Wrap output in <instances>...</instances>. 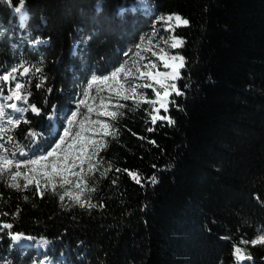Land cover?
<instances>
[{
  "label": "trees",
  "instance_id": "trees-1",
  "mask_svg": "<svg viewBox=\"0 0 264 264\" xmlns=\"http://www.w3.org/2000/svg\"><path fill=\"white\" fill-rule=\"evenodd\" d=\"M26 11L22 22L0 0V75L21 62L33 67L19 79L44 109L7 133L14 143H27L32 127L47 137L42 149L53 144L49 133L60 131L90 75L109 72L143 35L162 30L154 21L164 14L190 22L172 31L183 40L173 49L185 58L174 81L183 94L173 93L175 103L159 113L174 124H152L149 103L121 108L113 121L119 134L106 137L100 153L99 171L107 162L112 168L94 173L95 191L87 193L95 207L60 201L43 186V197L34 185L10 188L0 177V264L39 260L35 242L17 244L14 232L49 240L57 264H264V245L239 244L264 230V0H147L144 7L138 0H27ZM38 37L43 43L33 45ZM10 86L0 81L4 95ZM52 105L54 131L46 116ZM0 143L15 151L6 138ZM117 168L138 173L141 183ZM233 245L251 259L237 261Z\"/></svg>",
  "mask_w": 264,
  "mask_h": 264
},
{
  "label": "snow or ice",
  "instance_id": "snow-or-ice-1",
  "mask_svg": "<svg viewBox=\"0 0 264 264\" xmlns=\"http://www.w3.org/2000/svg\"><path fill=\"white\" fill-rule=\"evenodd\" d=\"M13 5V10L20 17L23 22L27 18V0H8ZM139 4H146L147 0H138ZM136 4L131 6V10H136ZM156 22H162L165 31H174L180 26H187L190 22L188 19L182 17L177 13H169L158 16ZM155 36V32L153 33ZM146 38L141 37V41ZM149 47L144 49L151 52L152 56L157 57L162 62V65L168 71L161 72L158 70V65L149 60L147 57L140 56L139 52L135 55L139 56L140 60L146 61L143 66L138 61H132L129 66V61L125 60L118 66L114 67L111 72L107 74H96L88 80L82 96L84 98L76 101V108L72 110L70 114H66V123L61 133L57 128L53 133H49L52 139H55L54 144L47 145L46 148H41L40 141L46 140L44 132H37L34 128L29 127L25 134L27 143L20 144L14 143V135H7L9 132H13L21 124H30L27 119L26 113L31 112L36 116L44 115V109L38 107L37 103L30 102L32 93L27 87L28 80L24 82L20 81V77H28L33 72V67H25L26 62H21L17 67H13L10 72H6L4 75H0V81L9 83L11 86L8 88V94L4 95V90L0 88V97L3 98L5 103H0V141H4L6 138L7 144H13L15 151L6 147L5 143H0V177H5L8 181V187L26 190L29 186L35 185L36 193L43 197L44 191L41 190V179L43 180V188L50 190L53 194H58L60 201H64L65 198L69 199L73 204L80 207H95L89 201L87 193L95 191L93 174L99 171L100 165L104 163L103 157L100 153L107 146V141L104 139L93 140L88 139L86 142L81 136L80 131H75L73 125L79 124L83 130L86 121L84 119H78L81 116L80 109L82 106L87 108V112L94 111L92 106L86 104V99L89 97L90 91L93 86L106 85L109 81H112L117 85L115 89L109 87V92L115 90V95L123 100L132 99L135 103H149L154 105L151 109L150 116L152 124H156L157 120H166L169 124H174L175 121L167 115L161 116L160 110L168 111V105L175 103L170 97L175 95H182V91L177 88L174 81L180 78V70L185 67V58L180 55H169L164 48H159L158 51L152 50V37H148ZM160 40L172 49L179 48L183 45V40L176 36H170L168 38L160 37ZM43 43L38 37L33 41V45ZM142 44L135 45L136 49H141ZM131 51V50H130ZM126 57L128 52L124 54ZM171 61V62H170ZM23 69L22 71L20 69ZM152 69H156L155 72ZM36 73L41 72L40 68H35ZM139 79H147L159 85V88H155L153 83H144L137 85L134 81ZM169 81H172L169 83ZM14 82V84H13ZM125 83H128V87L125 88ZM43 84V78L41 83L36 84V88H41ZM152 88L155 93V100H149L144 97L142 93L138 91L139 88ZM187 87V85H184ZM97 92H101L104 89L97 87ZM53 89L49 88L48 92H52ZM95 99V97H93ZM47 98H45V104ZM159 105L155 107V105ZM100 106L102 109H108L112 107L111 97L108 101L100 98ZM117 108L124 107V105H116ZM6 109H11V113ZM57 105H52V111L48 113L47 119L52 121L55 119ZM152 113H155L154 115ZM109 117L111 120L116 121L123 113L118 111L104 110L98 113ZM92 125H98L102 130L103 137H117L119 134L118 129L109 124L107 121H87ZM52 127V125H48ZM152 132V128L147 129ZM135 135V134H134ZM58 137V139H57ZM70 141V143H69ZM155 143L154 141H150ZM17 154L20 157H26L18 159ZM107 168L103 171H99L100 176H105L107 172L112 168L111 162H107ZM155 167V165L153 166ZM115 171L127 172L133 177L137 183H141V177L138 173L129 172L127 169H115ZM21 179L24 181L20 183ZM150 182L155 184L158 182L156 175L149 178ZM113 183H116L114 180ZM63 190V191H60ZM28 199L27 196L24 197ZM7 215V213H5ZM4 228H11L12 224H3ZM23 237L22 233L12 234L13 241H20ZM30 239V238H29ZM47 243V241H44ZM239 244L248 245H264V230L261 234L252 240H241ZM234 255L237 261H243L251 259L250 255H245L244 249L239 245H233Z\"/></svg>",
  "mask_w": 264,
  "mask_h": 264
},
{
  "label": "rangeland",
  "instance_id": "rangeland-1",
  "mask_svg": "<svg viewBox=\"0 0 264 264\" xmlns=\"http://www.w3.org/2000/svg\"><path fill=\"white\" fill-rule=\"evenodd\" d=\"M146 4H147V2H146ZM146 4H144V5L139 4V5L141 7H144V6H146ZM132 5H133V3L131 4V6ZM162 27H163L162 30H159L156 27V28L152 29L150 32H148L145 35H143L142 37H145L146 39L144 41H141V38H140V40L136 43V44H138V43L142 44L141 49H136L135 48L136 44L133 45L132 47H130L126 51V52L129 53V55L127 57L124 55L123 60L121 62H124L125 60H128L129 61V66H131V62L132 61H138L139 64L141 66H143V64L146 61L140 60L139 56L135 55L136 52H139L140 56L147 57L149 60L154 61L158 65V70L159 71H161V72L168 71V69H165L163 67L162 62L160 60H158L157 57L152 56L151 52L144 50V49L149 47V42H148L147 38L148 37H152V45H151V47H152L153 51H158L159 48H164L165 51L169 53V55H180L179 53L173 51L172 48L168 47L167 45H165L160 40V37L168 38V37L173 36V35L176 36L177 38H180V37L175 35V34H173L172 31H165L163 23H162ZM154 32H155V36H153ZM111 71H112V69L109 72H111ZM152 71L155 72L156 69H152ZM109 72H107V73H109ZM107 73H105V74H107ZM96 74L100 75L99 73H96ZM92 75H93V73L90 75V77ZM90 77L88 78V80L90 79ZM88 80L82 85L80 92L76 96V99L73 101L74 108H72L71 111L75 110L76 101L84 98L82 96V93H83L85 87L87 86ZM171 82L172 81H169V83H171ZM134 83L137 84V85H142L144 83H153L154 84L153 81L147 80V79H139V80L134 81ZM124 86H125V88H127L129 85H128V83H125ZM97 87L103 88L104 90L101 91V92H97V90H96ZM109 87L115 89L118 86L115 85V83L112 82V81H109L106 85L93 86V88L90 91L89 97L86 99V104L89 105V106H92L94 108V111L91 112V113H88L86 107H84V106L81 107V109H80L81 116L78 119H84L86 121V123L84 125L83 130L80 128L79 124L73 125L74 131H73L72 135L75 134V131H80L81 132V136L84 138L85 142L88 139H93V140L104 139L105 140L106 137L102 136V130L99 128V126L98 125H92L91 123H87V121L101 120V121H107L109 124L114 125L113 120H111L107 116L99 115L98 113L100 111H104V110H111V111H118L119 112L122 107L117 108L116 105H124V106H126L128 103H132V104H135V105H140L141 104V103H139V104L135 103L132 99L123 100L120 97H117L115 95V90H113L112 92H109V90H108ZM154 87L158 89L159 85L154 84ZM138 91L140 93H142V95L144 97H147L149 100H155L156 99L155 93H154L152 88H143V87H141V88L138 89ZM93 97H95V99H93ZM101 97L105 101H108L109 97H111L112 107H110L108 109H102L101 106H100V98ZM150 105H151V107H154V105H152V104H150ZM71 111H67L64 114L63 125H62V127L60 129L61 133L63 132V127L65 126V123H66V114H70ZM57 139H58V137H57ZM69 143H70V141H69ZM20 183H24V181L21 179ZM41 186H43V180L42 179H41ZM15 233H17V232H14L12 234H15ZM23 237L24 238H22L20 241H15V243L18 244L20 242L21 243L24 242V243H27L29 246H31L32 243L35 242L34 243L35 244V251L38 254V258H39L38 262L35 263V264H57L55 262H51L50 261L49 252L52 250V246H51L49 240H47L44 237H40V238L34 240L33 237L28 236V235H24V234H23ZM44 241H47V243H44Z\"/></svg>",
  "mask_w": 264,
  "mask_h": 264
},
{
  "label": "bare ground",
  "instance_id": "bare-ground-1",
  "mask_svg": "<svg viewBox=\"0 0 264 264\" xmlns=\"http://www.w3.org/2000/svg\"><path fill=\"white\" fill-rule=\"evenodd\" d=\"M54 123H55V119L54 120H52Z\"/></svg>",
  "mask_w": 264,
  "mask_h": 264
}]
</instances>
